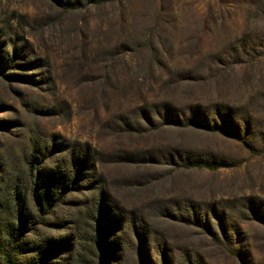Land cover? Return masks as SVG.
<instances>
[{
    "label": "rangeland",
    "instance_id": "rangeland-1",
    "mask_svg": "<svg viewBox=\"0 0 264 264\" xmlns=\"http://www.w3.org/2000/svg\"><path fill=\"white\" fill-rule=\"evenodd\" d=\"M95 2L0 0V264L4 247L13 264H264V57L222 71L203 60L249 15L264 35V0ZM86 146L93 177L37 213L36 180L70 181ZM199 158L231 166H184ZM16 188L37 221L17 242ZM102 191L116 217L104 235Z\"/></svg>",
    "mask_w": 264,
    "mask_h": 264
},
{
    "label": "trees",
    "instance_id": "trees-1",
    "mask_svg": "<svg viewBox=\"0 0 264 264\" xmlns=\"http://www.w3.org/2000/svg\"><path fill=\"white\" fill-rule=\"evenodd\" d=\"M95 4H105L108 2H118L121 0H95ZM94 2V0H93ZM249 17V25L253 26L245 33H241L237 35L235 38L229 40V43L225 44L223 48L216 49L215 53L210 54L208 56L204 55L203 60L206 61L207 65L210 63L213 67H217L219 71L224 70H235L237 67L245 68L251 67L252 64L259 61L262 57H264V35L259 36L258 34V22L259 17L255 14L247 16ZM145 46L148 48H155L154 41L152 36L145 37L144 42ZM156 49V48H155ZM0 50L1 46H0ZM115 56L120 58L118 52H115ZM8 63L4 61H0V73H3L5 67L7 68ZM33 67V64H31ZM24 67V66H23ZM209 73H211V70ZM198 121V122H197ZM195 121L192 119V123L198 124L199 126L219 132H226L224 134H228L229 132L233 134L232 138H235L237 141L241 142L250 152H259L255 151L254 147L251 146L241 135H239L240 131H230L229 127L225 125L223 128L220 127L219 123L211 124L208 121H203L200 123L199 120ZM175 122V121H174ZM178 123V122H177ZM178 126H182L183 124H177ZM227 126V127H226ZM246 129H248L246 127ZM239 132V133H238ZM261 152V151H260ZM263 152V151H262ZM72 167L70 172V181L65 182L63 180H59L55 178L54 175H50L47 178H39L36 180L34 190H33V203L37 213L41 214L42 212L50 213L54 208L64 203L69 193L68 188H71L72 184H77L79 181H85L88 178H92L93 175L91 173L96 170V163L90 157L89 148L86 146V149L79 153L78 155L73 154L72 156ZM186 168L192 169L196 168L198 170H210L216 171L221 168H227L231 165L226 160H223L218 163H207L203 161V159H187L184 163ZM71 183V184H69ZM24 190H19L16 188L14 200L15 203L11 215L8 216L7 220L10 222V235L13 236L15 242L16 235L18 232L22 234L25 229H29L30 226H37V221L35 225V217L31 214L30 208L25 204V194ZM103 194L100 195L98 201V221L100 226V232L104 235L107 230V226L110 227V221L116 220V217H111V210L109 207H106V193L102 191ZM254 212H257L256 209ZM258 214V213H257ZM42 217V216H41ZM259 222L264 225V215H258ZM4 237L3 233L0 232V238ZM1 243V242H0ZM15 244V243H14ZM14 249V247H13ZM12 248L7 249L4 247L3 256L5 260V264H13L14 263V250Z\"/></svg>",
    "mask_w": 264,
    "mask_h": 264
}]
</instances>
